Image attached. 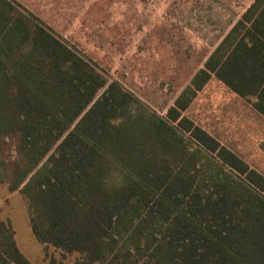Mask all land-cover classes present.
Listing matches in <instances>:
<instances>
[{
    "label": "trees",
    "instance_id": "obj_1",
    "mask_svg": "<svg viewBox=\"0 0 264 264\" xmlns=\"http://www.w3.org/2000/svg\"><path fill=\"white\" fill-rule=\"evenodd\" d=\"M213 77L264 116V0L164 115L0 0V185L37 241L75 264H264V174L186 114ZM15 235L1 220L0 264H34Z\"/></svg>",
    "mask_w": 264,
    "mask_h": 264
},
{
    "label": "rangeland",
    "instance_id": "obj_2",
    "mask_svg": "<svg viewBox=\"0 0 264 264\" xmlns=\"http://www.w3.org/2000/svg\"><path fill=\"white\" fill-rule=\"evenodd\" d=\"M164 115L254 0H17ZM213 77L186 114L264 174V116ZM34 264L77 255L37 241L20 192L0 185V221Z\"/></svg>",
    "mask_w": 264,
    "mask_h": 264
},
{
    "label": "crops",
    "instance_id": "obj_3",
    "mask_svg": "<svg viewBox=\"0 0 264 264\" xmlns=\"http://www.w3.org/2000/svg\"><path fill=\"white\" fill-rule=\"evenodd\" d=\"M218 79V78H217ZM219 80V79H218ZM211 81V80H210ZM220 81V80H219ZM221 82V81H220ZM222 83V82H221ZM209 84V83H208ZM207 84V85H208ZM227 87V86H226ZM231 90V89H230ZM232 91V90H231ZM233 92V91H232ZM234 94H236L235 92H233ZM237 95V94H236ZM238 96V95H237ZM239 97V96H238ZM258 114L262 115L261 113H259L252 105H250ZM263 116V115H262ZM224 144V143H223ZM227 146V145H226ZM230 148V147H229ZM231 149V148H230ZM234 151V150H233ZM235 152V151H234ZM236 153V152H235ZM240 156V155H239ZM241 157V156H240ZM244 159V158H243ZM245 160V159H244ZM246 161V160H245ZM262 173V172H261Z\"/></svg>",
    "mask_w": 264,
    "mask_h": 264
}]
</instances>
